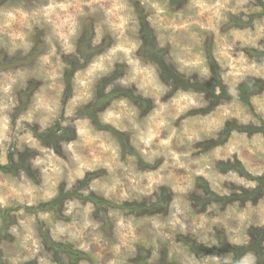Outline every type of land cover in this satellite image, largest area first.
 Segmentation results:
<instances>
[{"label": "rangeland", "instance_id": "rangeland-1", "mask_svg": "<svg viewBox=\"0 0 264 264\" xmlns=\"http://www.w3.org/2000/svg\"><path fill=\"white\" fill-rule=\"evenodd\" d=\"M153 45L166 51L162 58ZM160 61L169 63L164 73ZM171 65L196 87L214 86V94L221 80L233 97L212 106L213 92L176 89L175 76L166 78ZM243 83L253 89L249 103L239 99ZM119 87L152 103L140 109L120 93L101 102ZM6 97L15 107L5 108ZM33 107L22 143L13 134L16 121ZM44 116L49 122L41 131ZM233 125L243 131L224 137ZM204 128L216 130L189 147L187 138ZM257 146L264 147V0H0V164L16 166L0 170V264L18 255L20 264H39L22 259L26 252L9 231L13 226L25 236L31 227L52 264H148L155 223L169 220L177 202L204 219L210 204L222 214L226 228H213L216 245L172 236L199 264H218L211 249L225 247L222 233L238 228L248 247L264 254V159L253 154ZM189 151L193 159L208 156L214 167L203 168V161L178 167L168 156ZM73 154L78 160L69 163ZM229 171L255 187L216 179ZM117 180L122 190L105 196ZM136 181L147 194L130 193ZM189 181L190 189L178 191ZM57 224L65 229L58 240L52 237ZM168 251L161 247L157 255Z\"/></svg>", "mask_w": 264, "mask_h": 264}, {"label": "clouds", "instance_id": "clouds-1", "mask_svg": "<svg viewBox=\"0 0 264 264\" xmlns=\"http://www.w3.org/2000/svg\"><path fill=\"white\" fill-rule=\"evenodd\" d=\"M146 2V0H145ZM244 3H248V0H243ZM152 7L156 8L157 11H159V5L153 4ZM248 9H245L247 11ZM255 11H260L259 8L254 9ZM15 49H13L14 51ZM18 76H21L22 74H18ZM217 93H219V89H217ZM4 106L5 108H11L15 107V105L12 103L11 98L6 97L4 100ZM36 113V108L33 107L29 109L27 113H21L19 115V119L16 121V127L15 132L13 133L15 136H18L21 142L23 143L27 136L29 135L27 133V129L24 127L25 121H31L33 119V115ZM71 115V111L68 113ZM43 127L41 128V131H44L45 128L48 126L49 118L47 116H44L40 120ZM245 123L247 121H244ZM216 129H208L204 128L201 130V135H195V136H189L187 138L186 143L189 144V147L191 146V142L193 140H200L210 134V132L215 131ZM21 133H24L25 135H21ZM8 136H4V140H7ZM18 147L21 148V151H23L22 144L18 145ZM67 149H71L72 145H67ZM249 152H253L252 148L248 149ZM191 151H195V149H192ZM191 151L187 153H182L181 156H176L175 153H168L169 159H173L175 161V166L178 167H188L189 164H201L203 161L202 167L205 169H212L214 165L209 162L208 156H200L198 159H193L191 156ZM255 156H257L260 159H264V147L257 146L255 149V152L253 153ZM224 159H227L224 157ZM78 160V157H75L73 154L72 158L70 159L69 163H73L74 161ZM183 160L184 163H180V161ZM151 162V160H149ZM3 163H7V160L3 161ZM39 163L38 160L33 161V164ZM165 167H168L167 163ZM251 171V169H249ZM172 178L166 177L164 183H168ZM216 179L222 183L223 181H235L237 184H244L246 187H255L254 183L246 182L243 179H241L235 171H229V173L226 176H219L217 175ZM120 187L121 190L123 188L122 185H120V182L117 180L115 181L110 188H108L103 194L105 196H109L110 193H113L117 190V187ZM130 187V193L132 192H145L147 194V191L144 189H141L139 187V181H136L134 184H132ZM192 187L191 181L186 185L185 189H178V191H187ZM20 188L24 192H29L30 190L28 188H25L23 185H20ZM221 195H231V193L227 190H220ZM135 198V197H132ZM20 203H24L23 200L20 201ZM207 214L208 218L204 219V217H198L194 216L190 209L188 208L187 204H180L179 202L174 203L173 205V214L171 218L163 223H155V227L153 231L155 232V236L151 240V246L153 247L154 251L151 254V257L148 260V264H199L195 260L194 257L190 255L187 248L178 246L175 242V240L172 239V236H175L178 233L184 234V238H188L193 240L195 244H206V245H216L219 243L216 232L213 231V228L215 227L217 231H219L222 227L226 228L225 225H223L222 220V214L219 212V208L216 204H210L207 208ZM38 218L41 220H46L47 216L43 213L38 214ZM31 220L35 221L37 217H31ZM23 223V222H22ZM89 225L87 223L82 225V229H87ZM93 228L100 227L99 225H93ZM9 231L16 235L18 237L19 246L22 250L26 252L25 255H23L22 259L27 260L31 258H36L39 260V264H52L51 258L43 252V249L37 245L35 240V232L30 227L27 229L28 235L25 236L23 234V230L18 229L17 227L13 226L9 228ZM65 229L63 227H60L59 224L55 225L52 231V237L53 239H60L61 234H63ZM171 232V236L168 235V233ZM73 235H79V232L74 233ZM222 235L225 238L226 246L222 249L212 248L211 250L213 253V258L220 257L221 259L218 261V264H264V254H261V252H257L254 250H251L248 247V237L244 234L243 228H238L235 230H226L222 233ZM240 246L239 250L236 251L235 255H232V246ZM161 247H167L169 249L167 257H161L157 255V251ZM208 250V249H206ZM128 255L134 256L135 252L131 248V246L127 249ZM5 261V264H7V257L3 258ZM21 256H16L14 260L12 261V264H20Z\"/></svg>", "mask_w": 264, "mask_h": 264}, {"label": "trees", "instance_id": "trees-1", "mask_svg": "<svg viewBox=\"0 0 264 264\" xmlns=\"http://www.w3.org/2000/svg\"><path fill=\"white\" fill-rule=\"evenodd\" d=\"M144 25V30H148L147 29V26H145L146 25V23H144L143 24ZM153 35V34H152ZM151 35V38H155L154 36H152ZM152 48V49H151ZM150 50H152L154 53H156V56H158V58H162L163 56H164V54H165V50H163V49H160V50H158L157 48H156V46L155 45H153L152 47H150ZM151 57V56H150ZM209 61H210V64H211V66H212V68L214 69V72H216L217 73V76H218V69H217V67H216V64L214 63V60H213V58L210 56L209 57ZM160 66L162 67V71H163V73L164 72H166L167 71V69L166 68H169V63H167V62H162V61H160ZM214 64H215V66H214ZM72 67V66H71ZM70 67V68H71ZM175 68V66H172L171 65V68H170V73L169 74H167L166 75V78L169 80V79H171V78H173L174 76H175V81H176V89H178L179 88V86L180 87H185L186 89H194V90H198L199 92H206L207 94H212V92L214 91V86H210V85H208V84H202V85H198L197 87H196V85L197 84H194V83H190V81L188 80V79H186V77L185 76H183V75H178V73H177V71H176V68ZM215 67H216V69H215ZM73 70V69H72ZM73 72V71H72ZM71 72V73H72ZM70 74V73H69ZM216 85H218L219 87H220V91H219V93L218 94H214V92H213V94H212V101H211V104H212V106H215V105H218V104H220L221 102H222V100H224V99H231L233 96L232 95H230L229 93H228V91H227V89L225 88V86H223V83H222V81L221 80H219L218 81V83H216ZM247 88L248 87H246V85L243 83L242 85H241V87L239 88V99H241V100H243V102H245V103H249V98L251 97V95L253 94V89H252V91H249L250 89L248 88V90H247ZM117 90H119V91H117ZM120 90H123L124 91V93H122V92H120ZM246 91H248V93H246ZM116 93L118 94V93H120V94H124L123 96H126V97H128L129 99H133L135 102H137L138 103V105H139V107H140V109L141 108H146V107H148L149 106V104L150 103H152V101L149 99V98H146V97H142V95H135L134 94V91L133 90H131V89H124V88H122V87H119V89L117 88V89H115V90H113L112 92H110V93H108L106 96H104V98H103V100L101 101V102H108L109 100H111L112 98H114V96L116 95ZM116 97H117V95H116ZM97 105H93L92 107H90L89 108V111L92 113L93 111H91L93 108H95ZM93 116H95L94 114H92ZM100 127H104L103 125H100ZM57 128H59V127H57ZM244 128V127H243ZM242 128V129H243ZM106 129H109V130H113L112 128H110V127H106ZM232 129H238V130H240V131H243V130H241L240 129V127H238L237 125H233V126H230L227 130H225V132L223 133V135H224V137L225 136H227L229 133H230V131L232 130ZM245 130H247L246 128H245ZM252 130H254V131H260V129H259V127L257 128H253V129H251L250 131H252ZM262 130V129H261ZM114 131V133H116L118 136L120 135L119 134V132H117V131H115V130H113ZM43 136V135H42ZM45 136H43V138H44ZM126 146V145H125ZM219 164H223L222 162H220ZM237 165H240V167H241V169H237V171H239L242 175H247V173H244V167L242 166V164L241 163H237ZM228 165H226V164H223V167L224 168H226ZM16 166H15V164H13L12 162L10 163V164H8V165H1L0 164V170H3V171H10V170H14V168H15ZM262 182H264V178H262L261 179V183ZM259 188H260V186L257 188V189H254V190H250V191H248V190H246V191H248V194H250L249 196H247V197H249L250 199H253L252 198V195L254 194V193H256L257 191H259ZM247 193V192H246ZM215 197V195L213 194H210V199H213ZM240 198H241V196H240ZM235 199V198H234ZM250 247V249L251 250H254V251H258L257 250V245H249ZM240 247V246H239ZM239 247H237V249L236 250H234V252H233V254L235 255L236 254V251H238L239 250ZM77 255H78V253H77Z\"/></svg>", "mask_w": 264, "mask_h": 264}]
</instances>
